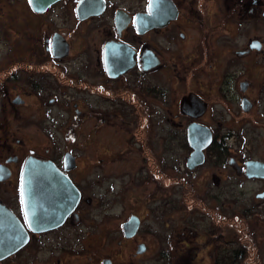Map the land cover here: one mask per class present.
Listing matches in <instances>:
<instances>
[{"label": "flooded vegetation", "instance_id": "1", "mask_svg": "<svg viewBox=\"0 0 264 264\" xmlns=\"http://www.w3.org/2000/svg\"><path fill=\"white\" fill-rule=\"evenodd\" d=\"M34 1L49 0H0V30L13 41L0 63V214L18 220L27 235L0 264L38 258L43 239L83 222L96 169L105 173L95 157L111 150L106 140L127 139L137 152L182 150L185 174L171 181L188 193L194 176L209 174L200 176L201 166L212 165L211 177H246V161L264 162L254 156L259 143L264 147V0H53L38 11ZM191 125L211 138L193 168ZM58 138L63 148L55 147ZM28 159L50 161L79 192L63 223L45 232H32L23 211ZM42 183L32 181V189ZM36 200L46 202L40 191ZM207 207L217 217H209L206 240L181 232L167 264H198L207 249L215 260V240L228 238V229L223 210Z\"/></svg>", "mask_w": 264, "mask_h": 264}, {"label": "rangeland", "instance_id": "2", "mask_svg": "<svg viewBox=\"0 0 264 264\" xmlns=\"http://www.w3.org/2000/svg\"><path fill=\"white\" fill-rule=\"evenodd\" d=\"M2 33L0 30V63L13 43ZM44 130L49 131L47 127ZM50 131L54 134L55 129ZM126 140H106L111 150L95 157V165H105V173L100 175L96 169L98 179L84 202L83 222L66 229L64 234L43 239L38 258L29 256L27 260L20 259V264H55L57 258H62L61 264H100L105 257L113 258L114 264H167V256L172 253L170 246L175 245V251L179 249L181 232L199 243L206 240L209 217L211 221L217 217L216 207L223 210L224 226L229 231L228 238L215 240V256L218 251L232 252L241 247L247 250L248 256L239 264H264V198L257 197L264 192V181L247 179L237 173L231 175L227 171L211 177L212 165L209 164L199 170L200 176L209 173L206 179L194 176L188 193L171 181L185 174L182 150L137 152L139 145H128ZM59 142L61 144L55 147L63 148L61 139ZM258 145L254 156L264 158V147L261 143ZM126 147L133 148L122 150ZM115 150L119 152H112ZM157 155L160 160L155 159ZM201 183L204 190L199 191L196 188ZM189 194L195 197L192 199ZM205 206L212 207L214 218L211 212H204ZM133 214L142 221L134 239L125 241L120 229ZM140 243L146 248L137 253ZM208 253L207 249L199 254L198 264H217ZM48 254L51 257L48 258Z\"/></svg>", "mask_w": 264, "mask_h": 264}, {"label": "water", "instance_id": "3", "mask_svg": "<svg viewBox=\"0 0 264 264\" xmlns=\"http://www.w3.org/2000/svg\"><path fill=\"white\" fill-rule=\"evenodd\" d=\"M52 2L53 0L34 1L33 6L38 11ZM188 139L192 144L193 151L187 159V163L189 168H193L203 162V150L211 141L210 132L200 125H191L189 126ZM66 162L67 159H65V164ZM22 169L20 191L29 229L32 232H45L59 227L78 203V190L75 189L69 178H66L50 161L28 159ZM244 170L249 179H264V162L246 161ZM37 179H42L45 183H42L40 189H37L36 186L32 189L31 182H35ZM39 191L46 201L42 200V205L40 201L36 200ZM33 196H35L34 201L32 200ZM257 197L264 198V192L257 194ZM139 225L140 219L137 216H130L122 225L124 237H133L137 233ZM26 242L27 235L22 224L16 219L10 220L7 214H0V261L23 247ZM144 250L145 245L139 244L136 252L142 253ZM101 264H111V261L105 259Z\"/></svg>", "mask_w": 264, "mask_h": 264}, {"label": "trees", "instance_id": "4", "mask_svg": "<svg viewBox=\"0 0 264 264\" xmlns=\"http://www.w3.org/2000/svg\"><path fill=\"white\" fill-rule=\"evenodd\" d=\"M235 229H237L235 227ZM227 232L229 230H226ZM223 232V231H222ZM240 233H243V230L239 231ZM228 235V234H227ZM221 236V235H220ZM224 238L223 236H221ZM238 237H241L238 235ZM237 248V247H236ZM233 249L232 252H226L224 251H218L215 256V260L217 264H239L242 262V260H245L247 255V250L244 248H237Z\"/></svg>", "mask_w": 264, "mask_h": 264}]
</instances>
